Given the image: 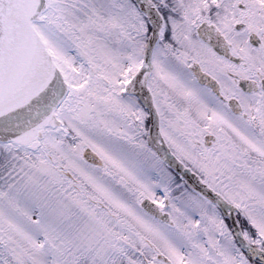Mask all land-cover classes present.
I'll return each mask as SVG.
<instances>
[{"label": "snow or ice", "instance_id": "snow-or-ice-1", "mask_svg": "<svg viewBox=\"0 0 264 264\" xmlns=\"http://www.w3.org/2000/svg\"><path fill=\"white\" fill-rule=\"evenodd\" d=\"M0 264H264V0H0Z\"/></svg>", "mask_w": 264, "mask_h": 264}]
</instances>
